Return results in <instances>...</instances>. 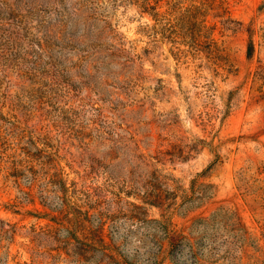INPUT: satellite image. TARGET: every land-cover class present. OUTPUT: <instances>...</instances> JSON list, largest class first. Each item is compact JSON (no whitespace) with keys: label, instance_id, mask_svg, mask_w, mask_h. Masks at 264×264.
Listing matches in <instances>:
<instances>
[{"label":"rangeland","instance_id":"rangeland-1","mask_svg":"<svg viewBox=\"0 0 264 264\" xmlns=\"http://www.w3.org/2000/svg\"><path fill=\"white\" fill-rule=\"evenodd\" d=\"M143 1L0 0V264H264V0Z\"/></svg>","mask_w":264,"mask_h":264},{"label":"trees","instance_id":"trees-1","mask_svg":"<svg viewBox=\"0 0 264 264\" xmlns=\"http://www.w3.org/2000/svg\"><path fill=\"white\" fill-rule=\"evenodd\" d=\"M189 8L186 12V24L188 26L189 32L194 35L195 42L194 44L197 46L198 43H203L206 39V35L212 29H215L217 26H207L205 21V16L209 11H215L221 17L220 26H222L229 18L227 17L229 11L228 6L230 0H189ZM165 2L167 9L164 13L160 14L158 9L161 7V3ZM142 9L144 12H147L158 24L165 23L166 16L170 13V3L169 0H147L142 2ZM226 18V19H225ZM228 18V19H227ZM207 41V39L205 40ZM210 46H214V42L212 39L208 40ZM200 45V44H199ZM253 49L252 42L250 41L248 44L247 55L251 54ZM217 54V53H216ZM51 230L47 231H33V235L31 236V242L38 239L40 236H46L50 234ZM49 250V248H48Z\"/></svg>","mask_w":264,"mask_h":264}]
</instances>
